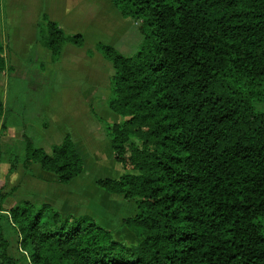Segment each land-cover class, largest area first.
Returning a JSON list of instances; mask_svg holds the SVG:
<instances>
[{
	"label": "trees",
	"instance_id": "16d2710c",
	"mask_svg": "<svg viewBox=\"0 0 264 264\" xmlns=\"http://www.w3.org/2000/svg\"><path fill=\"white\" fill-rule=\"evenodd\" d=\"M101 1L142 21L134 55L96 45L114 70L108 106L124 118L108 126L111 147L134 173L95 184L135 201L124 224L140 241L126 246L93 218L48 202L5 208L13 189L0 192V264H18L13 236L31 264H264V0ZM37 41L54 61L85 43L46 13ZM7 122L0 100L2 129ZM23 137V158L0 150L9 175L19 164L23 182L35 178L33 164L60 185L83 174L69 136L50 154Z\"/></svg>",
	"mask_w": 264,
	"mask_h": 264
},
{
	"label": "rangeland",
	"instance_id": "374dc122",
	"mask_svg": "<svg viewBox=\"0 0 264 264\" xmlns=\"http://www.w3.org/2000/svg\"><path fill=\"white\" fill-rule=\"evenodd\" d=\"M104 4L88 19L78 10L66 15L61 0H0V40L7 58V69L0 73V100L8 113L5 130L0 123V150L23 158L26 133L37 147L50 154L52 145L69 136L86 167L80 178L60 185L53 175L40 173L37 166L32 167L35 178L23 182L22 164L9 175L8 165L0 163V192L15 189L6 199L5 208L26 200L48 202L62 214L93 218L115 240L135 246L140 240L124 224L137 214L135 201L110 195L95 184L99 178L134 173L115 160L109 141L108 126L119 121L114 117L120 118L107 106L110 87L108 91L106 87L98 88L101 96L96 109L87 102L72 105L78 99L77 87L81 92L85 90L81 78L86 67L102 71L103 82L109 86L114 70L97 51L98 43L109 44L124 56L137 53L143 43L142 21L121 19L113 7ZM46 12L68 35L81 34L84 47L68 45L63 58L54 61L37 41V24ZM257 109L264 112V104ZM12 243L11 253L18 264H31L20 251L17 237H12Z\"/></svg>",
	"mask_w": 264,
	"mask_h": 264
},
{
	"label": "crops",
	"instance_id": "0c3cea01",
	"mask_svg": "<svg viewBox=\"0 0 264 264\" xmlns=\"http://www.w3.org/2000/svg\"><path fill=\"white\" fill-rule=\"evenodd\" d=\"M102 4H104V3L101 0H61V8L66 11V15H69L70 11L78 10V11L81 12L82 17H86L88 19L90 18L89 15H91V17H94L93 13H91V12L92 11H95L97 8L101 7ZM104 5L110 6L108 3H105ZM116 13H117V15H118L119 18L123 19L118 14L117 11H116ZM46 14L51 19L49 13L46 12ZM91 25H92V22H91ZM58 26H59V24H58ZM59 28H61V27L59 26ZM61 29L64 31V28H61ZM86 68H87V70L90 69V71L89 70L88 71L87 70H84L83 77L81 78L85 90L83 92H81V88L80 87H77V90H78V99L75 101V103L73 102L72 105L75 106V104H76V106H77L78 104H82V103H86L87 102L91 106L95 107L97 105V102H98V97L101 96L98 93V88L101 87V86L103 88L106 87L107 88V91H108V89L110 87V81H109V86H108L107 83H104L103 82L104 79H103V73H102V71H100L99 69H95L93 66H88ZM107 93L109 94V92H107ZM110 100H111V90H110V95H109V97L107 99V106H108ZM99 107L100 106H98L97 109ZM108 108H109V106H108ZM95 109H96V107H95ZM119 117L120 118L114 117V119H117L119 121L113 123V125L114 124H120V123H122L124 121V118L123 117H121V116H119ZM98 119L101 120L100 117H98ZM50 132H51V129L48 130V133L49 134H50ZM65 137L66 136H63V140H64ZM109 141H110V144H111L110 138H109ZM52 146H54V145H52ZM78 152H79V150H78ZM18 166H20V164ZM18 166H17V168H18ZM34 166H37L38 167V169L40 170V173L42 172L44 175H47V173H44L41 170V168H40V166L38 164H33L32 167H34ZM21 167L23 169V166L22 165H21ZM32 170H33V168H32ZM84 171H85V169H84ZM23 174H24V169H23ZM83 174H84V172H83Z\"/></svg>",
	"mask_w": 264,
	"mask_h": 264
}]
</instances>
